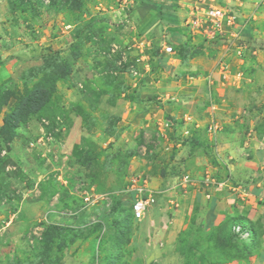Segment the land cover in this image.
I'll use <instances>...</instances> for the list:
<instances>
[{
  "label": "rangeland",
  "instance_id": "obj_1",
  "mask_svg": "<svg viewBox=\"0 0 264 264\" xmlns=\"http://www.w3.org/2000/svg\"><path fill=\"white\" fill-rule=\"evenodd\" d=\"M261 3L256 7L264 10ZM156 6L140 0H0V102L8 96L0 105V127L40 78L29 70L45 56L57 55L68 70L40 109L42 119L19 123L9 141L0 131V162L9 160L0 171V264H151L169 238H154L152 215L131 220L132 199L122 190L132 174L168 196L165 208H176L168 201L185 208L175 251L185 252L192 242L199 226H192V186L177 188L183 175L194 177L192 130L204 134L212 121L216 132L223 129L228 117L221 106L241 109L232 123L248 115L241 100L250 82H264V71L254 78L263 70L264 43L252 39L257 21L238 16L233 43L244 52L237 57L236 46L225 51L229 37L206 40L189 29V11L174 25L167 21L175 5ZM255 29L264 32V23ZM177 33L182 42L173 44ZM169 45L174 54H163ZM256 97L263 100L264 91ZM215 104L221 109L216 116ZM207 143L213 146L214 137ZM81 184L107 194L109 202L86 206ZM48 227L68 231L65 242L52 237L42 244ZM180 263L169 258L166 264Z\"/></svg>",
  "mask_w": 264,
  "mask_h": 264
},
{
  "label": "crops",
  "instance_id": "obj_2",
  "mask_svg": "<svg viewBox=\"0 0 264 264\" xmlns=\"http://www.w3.org/2000/svg\"><path fill=\"white\" fill-rule=\"evenodd\" d=\"M260 1L264 4V0H140V3L157 4L158 9L161 8L160 4H174L175 11L171 12L170 16L168 15L167 21L174 25L176 20L183 15V11H189L190 16V10L194 7L218 6L229 10H231L229 7H233L235 13L237 12V17L243 19L241 21H246L251 16L257 21L251 25L252 33H256L252 39L264 43V32L254 30L259 24L264 23L263 7H256ZM155 19L157 23L162 20L159 14L155 16ZM154 20L150 19L148 22ZM182 38V35L177 33L172 40L180 43ZM154 40L157 38L152 40L153 43ZM252 54L255 55L256 52L253 51ZM259 66L258 69L263 67V70H258L255 79L264 71V64ZM253 82H250L249 87L247 86L248 90L245 94L248 96L242 97L241 100V103H246L249 107V112L242 114L248 115L232 123V115L237 112L240 116L241 109L239 107L228 108V105H224L225 110H223L222 106L215 104V111H217L214 113L215 116L221 109L227 113L228 120L227 123L224 122L226 124L223 129L215 131L214 135H206L207 131L202 134L201 130H192V175L200 179L204 173H209L217 179L226 181V187L222 190L204 192L200 186L192 187V211L196 209L195 222L202 221L206 230L229 219L239 221L231 227L236 224H245L250 227L253 236L251 241L256 244V250L247 260V264H264V99L256 97L257 93L264 91V82ZM234 118L237 119L236 116ZM199 126L200 124L196 123L193 128L198 129ZM209 136L214 137L213 146L207 143ZM207 145L210 149H207ZM154 189L157 190L156 186ZM157 191L161 194L159 201L161 205L158 204L148 214L152 215L150 232L154 238L168 237L172 241L168 240L169 244L166 250L159 254V260L152 259L151 262L166 264L169 258H175L182 264V259L174 248L177 234L185 220V208L180 209V205H177L175 209L165 208L164 202L168 196L160 190ZM207 194L208 197H206ZM228 264H239V262L232 261Z\"/></svg>",
  "mask_w": 264,
  "mask_h": 264
},
{
  "label": "trees",
  "instance_id": "obj_3",
  "mask_svg": "<svg viewBox=\"0 0 264 264\" xmlns=\"http://www.w3.org/2000/svg\"><path fill=\"white\" fill-rule=\"evenodd\" d=\"M173 40V44H176ZM34 76L41 75L40 78L33 84L31 89L26 90L23 94L19 104L11 111L10 114L2 118V125L0 127L1 133L5 136L7 141L13 137V130L19 123H24L26 120L31 119L36 115L42 119L43 113L41 108L45 106L49 100V96L53 92L54 84L60 80L67 72L63 62L58 60L57 55H47L43 58V64L31 68L29 70ZM1 100L0 105L6 103V99ZM9 163L8 159L0 162V171H3ZM99 192V191H98ZM131 220L132 214L130 210ZM196 219V209H193L192 226ZM135 222V221H134ZM239 222L232 219L223 221L218 225L206 230L202 221L196 230V235L191 243L187 244L186 251L179 248L175 251L181 258L182 264H228L232 261H238L239 264H247V260L251 257L256 250V244L252 243V231L250 227L243 224L240 225L244 230L250 232V237L247 241L240 240L232 233L231 225ZM239 225V224H236ZM68 231L65 229H58L57 227H48L42 233V244H50L52 237H55L60 243L65 242ZM91 233L86 234L83 240H86ZM56 251H61L59 243L56 244ZM54 263V262H53ZM52 264V263H42ZM55 264V263H54ZM151 264H156L152 262Z\"/></svg>",
  "mask_w": 264,
  "mask_h": 264
},
{
  "label": "built area",
  "instance_id": "obj_4",
  "mask_svg": "<svg viewBox=\"0 0 264 264\" xmlns=\"http://www.w3.org/2000/svg\"><path fill=\"white\" fill-rule=\"evenodd\" d=\"M238 19L234 12L229 9L218 7V6H202L194 7L190 10V16L186 25L192 31L199 32L202 37L206 40H212L214 38H228V46L226 47V53L231 47H235V54L237 57H242L244 48L233 43L237 39V33H233V29L237 26ZM238 40V39H237ZM163 54L172 55L174 54L172 46H163ZM220 73L223 79H227L229 73L227 67L219 64ZM208 82L211 84V79L208 77ZM213 110V108H211ZM44 125H48V121L42 120ZM163 127L168 128L169 124L164 123ZM217 125L212 121L208 125L207 132L210 135H214L217 130ZM33 147V145H31ZM199 185L204 189V192L209 190H222L226 187V181L215 178L209 173L199 179H195L190 175H183L177 184V188H186L188 186ZM77 190V189H76ZM80 192V198L86 206H95L99 202L108 203L109 198L107 194L99 193L94 190L93 187L80 185L78 188ZM123 193L131 196L130 210L134 221L143 220L151 210H153L159 202L161 197L160 192L152 189L148 181L139 174L130 175L127 180ZM208 197V194L206 195ZM169 205L177 207L172 201H168ZM232 233L242 241H247L250 237V232L244 230L240 225L232 227Z\"/></svg>",
  "mask_w": 264,
  "mask_h": 264
}]
</instances>
